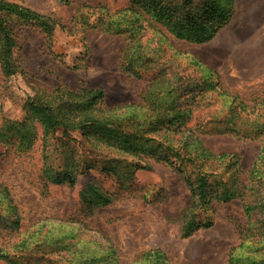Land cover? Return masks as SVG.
<instances>
[{
    "label": "rangeland",
    "instance_id": "rangeland-1",
    "mask_svg": "<svg viewBox=\"0 0 264 264\" xmlns=\"http://www.w3.org/2000/svg\"><path fill=\"white\" fill-rule=\"evenodd\" d=\"M9 1L50 16L55 29L50 39L37 26L8 19L18 71L7 77L0 63V133L6 123L25 120L28 97L48 96L59 87L102 89L101 108L120 116L133 113L144 120L148 104L168 108L169 116L177 119L189 111L185 134L197 136L213 154H236L241 176L249 178L263 137L244 139L210 130L225 117L232 118L234 102L251 105L264 97V0H234L229 22L202 44L150 27L136 31L134 12L126 10L130 0ZM144 49L154 57V69L138 74L125 70L124 58ZM163 78L176 81L175 88L164 100L152 97L148 102L144 95L151 81L168 82ZM182 87L187 93L180 96ZM36 128L32 141L0 137V215L12 199L23 231L66 235L72 250L95 257L93 264H133L149 250L164 253L159 264H229V254L240 242V225L247 222L243 201H213L202 214L212 218L213 226L183 237L182 216L194 197L184 175L159 149L151 154L153 146L143 145L150 167L134 169L133 156L116 149L93 150L76 131L70 139L61 131L45 136ZM176 129L167 120L153 136H179ZM45 156L59 171L72 169L75 185L45 182ZM90 187L110 201L89 207L85 201L93 197Z\"/></svg>",
    "mask_w": 264,
    "mask_h": 264
},
{
    "label": "trees",
    "instance_id": "trees-1",
    "mask_svg": "<svg viewBox=\"0 0 264 264\" xmlns=\"http://www.w3.org/2000/svg\"><path fill=\"white\" fill-rule=\"evenodd\" d=\"M233 9L234 0H130L126 10L134 12L136 31L150 27L167 31L177 39L202 44L213 39L229 22ZM9 18L39 27L50 39L55 29V22L50 16L17 2L0 0V63L7 77L18 71L13 60L15 39ZM153 62L154 57L144 49L124 58L123 65L125 70L138 74L139 71L149 70ZM163 79L168 82L159 85L151 81L144 95L147 101L152 97L164 100L175 88L176 81ZM179 89L180 96L187 93L186 87ZM104 95L102 89L71 91L59 87L48 96L28 97L23 104L25 120L6 123L0 137L5 140L15 136L32 141L38 126L45 136L61 131L64 137L74 139L72 132L76 131L93 150L116 149L133 156L134 169L150 167L143 155L146 153L143 145L153 146L151 154L158 153L159 149L165 160L173 161L194 197L192 207L182 216V236L189 237L199 229L213 226L212 218L202 217L213 201L241 200L247 222L240 225V242L232 248L229 264H264V144L249 178L243 179L236 154H213L197 136L185 134V118L189 117V111L177 119V116H169L168 108L150 107L148 104L146 118L140 120L133 113L120 116L105 112L101 108ZM157 102L161 104L160 99ZM234 104L230 106L232 118L227 116L224 121L216 122L218 125H212L210 132H231L244 139L263 137L264 140V97L251 105ZM186 109L184 107L178 115ZM167 120L177 125L176 133L181 134L168 139L153 136V133L162 131ZM67 158L73 160L72 154H67ZM44 164L45 182L75 185L77 178L72 169H55L48 164L47 156ZM4 191L9 196L10 192L7 189ZM89 192L93 193V197L84 200L89 207L110 201L94 187H90ZM84 197L86 199L87 194L84 193ZM66 238V235L42 234L41 230L29 234L23 231L18 206L12 199L10 202L7 200L6 213L0 215V260L9 264H44V260L64 264L58 259L64 258L68 264H93L94 256L83 250H72V245L65 242ZM55 255L57 258H53ZM163 259L161 250H149L133 264H159Z\"/></svg>",
    "mask_w": 264,
    "mask_h": 264
}]
</instances>
